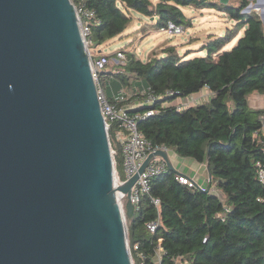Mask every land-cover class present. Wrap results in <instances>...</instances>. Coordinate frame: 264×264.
Returning a JSON list of instances; mask_svg holds the SVG:
<instances>
[{
    "label": "water",
    "instance_id": "obj_1",
    "mask_svg": "<svg viewBox=\"0 0 264 264\" xmlns=\"http://www.w3.org/2000/svg\"><path fill=\"white\" fill-rule=\"evenodd\" d=\"M153 156L117 184L72 0H0V264H133L117 193Z\"/></svg>",
    "mask_w": 264,
    "mask_h": 264
},
{
    "label": "trees",
    "instance_id": "obj_2",
    "mask_svg": "<svg viewBox=\"0 0 264 264\" xmlns=\"http://www.w3.org/2000/svg\"><path fill=\"white\" fill-rule=\"evenodd\" d=\"M85 4L96 15L90 37L96 47L128 28L131 10L157 18L154 26L158 30L168 22L186 25L185 6L215 9L237 21L225 36L210 38L202 49L207 51L205 56L186 59L176 46H167L164 56L154 54L148 60L126 53L125 63L108 65L101 74L113 76L127 90L141 83L157 95L178 92L161 103L196 95L205 87L214 93L206 102L182 112L174 105L161 108L160 113L141 121L139 130L183 158L209 164L210 184L216 185L224 199L210 190L179 183L178 172L169 169L153 178L150 195L128 219L132 249L140 243V251L152 255L161 240L169 264L172 257L187 259L189 264H264V186L257 176V163H264L260 121L264 109L249 104L252 94L264 96V23L257 12L245 13L251 0L228 4L221 0H86ZM243 29L237 44L224 50ZM110 135L118 150L119 171L124 156L111 131ZM150 196L161 199L160 214ZM158 217L161 225L151 234L146 222ZM132 254L136 260V251Z\"/></svg>",
    "mask_w": 264,
    "mask_h": 264
},
{
    "label": "built area",
    "instance_id": "obj_3",
    "mask_svg": "<svg viewBox=\"0 0 264 264\" xmlns=\"http://www.w3.org/2000/svg\"><path fill=\"white\" fill-rule=\"evenodd\" d=\"M85 1L86 0H78L77 3L72 2L75 6L80 33L88 50L102 114L109 132L111 152L116 167L117 184L123 185L134 177L147 158L154 154L131 190L130 200L133 205V211L136 213L141 209L142 200L151 193L153 178L162 175L170 169L166 160L159 155V152H166L168 154L170 148L165 144H155L148 140L140 132L139 123L160 113L161 108L169 106L166 102L161 103V101L168 97L178 95V92L167 90L164 94L157 95L151 87L142 85L134 86L131 90L122 87L119 89L118 93L110 98L101 82L100 74L105 71L110 64L125 63L126 51L118 50L114 53H103L99 51V47L94 45L90 37L96 25V15L93 10L86 7ZM159 30L169 35H180L185 32V27L183 25H176L172 22H168L166 26L161 27ZM213 95L214 93L210 88L205 87L196 95L187 97L178 96L173 105L178 112H182L206 102L211 99ZM159 104L161 106H159ZM260 121L261 133H264V114L260 117ZM110 131L113 133L115 143L121 147L123 152V169L125 175L123 178L120 176L117 169L116 155L118 150L112 144ZM257 176L264 186L263 162L257 163ZM176 180L184 185L197 186L203 191L209 190L208 188L198 186L194 180L181 173H177ZM117 197L125 215L127 195L118 192ZM150 198L158 214H160L161 199L153 196H150ZM218 217L222 218V214H219ZM160 225V217L146 222V228L151 234H155ZM206 241L207 238L204 239V242ZM130 249L131 254L133 250L136 251V260L132 254L133 264H169L165 262L167 252L161 240L156 243L152 255L140 251V243L135 244L133 249L130 245ZM171 261L172 264H183L185 259L172 257ZM187 264L189 263L187 262Z\"/></svg>",
    "mask_w": 264,
    "mask_h": 264
},
{
    "label": "rangeland",
    "instance_id": "obj_4",
    "mask_svg": "<svg viewBox=\"0 0 264 264\" xmlns=\"http://www.w3.org/2000/svg\"><path fill=\"white\" fill-rule=\"evenodd\" d=\"M251 3V11L257 12L264 23V12H262L264 10V0H251ZM182 9L188 20V23L184 25L185 32L183 34L169 35L166 32L158 30L153 25L154 23L151 21L150 17L131 10L132 21L128 28L122 34L99 47V51L103 53H114L118 50H124L126 53H135L139 58L145 60L151 49H155L160 41H167L172 46L181 47L180 55L186 56V59H193L195 57L207 55V51L201 50V48L203 49L202 46L206 45L211 37L225 36L228 30L234 29L237 24V21L229 18L226 13L215 9L198 10L191 6H185ZM243 31L244 29L238 33L234 40L225 46L224 50H231L243 35ZM189 39L192 40L191 45L187 43ZM194 49L196 50L192 51ZM111 65L113 64H110V66ZM100 77L107 94L108 92L118 93L119 87L116 82H111L112 79L110 80V78L104 74H101ZM166 104L172 106L175 104V100H169ZM168 156L171 163L173 160V166L178 173L190 176V172L192 171L191 164L195 160L191 158H183L173 149H170ZM119 173L122 178L125 177L123 168H120ZM209 180L208 177L206 179L204 177L203 184L208 186ZM213 185L214 187L216 186L215 184ZM221 199H224V196H222ZM128 219L127 214H125L124 221L127 232L129 228ZM187 262L188 260L186 259L183 264H187Z\"/></svg>",
    "mask_w": 264,
    "mask_h": 264
},
{
    "label": "crops",
    "instance_id": "obj_5",
    "mask_svg": "<svg viewBox=\"0 0 264 264\" xmlns=\"http://www.w3.org/2000/svg\"><path fill=\"white\" fill-rule=\"evenodd\" d=\"M154 2H156V1H154ZM262 12H264V10ZM151 21H153V23H154L153 25H155V23L157 22V18H151ZM216 37H218V36H216ZM187 43L191 45L192 44V40L189 39V41H187ZM167 46H172V45L169 44L167 41H160L156 45L155 49H151V51L146 56V59L145 60H148L154 54L159 55V56H164V54H163L162 51ZM177 49H178V51L180 53L181 52V47H177ZM195 50L196 49H194L192 51H195ZM201 50H202V48H201ZM111 79H112L111 82H116V84L118 85L119 89L123 87L113 76H110V80ZM139 86H142L141 83H139ZM115 94H116L115 92H111V93L108 92V95H109L110 98H112ZM249 104L254 109H264V96L261 95V94H259V93L252 94L251 97H250V100H249ZM261 136L264 137V133H261ZM172 165H173V160H172ZM191 166H192L191 167V170L192 171L190 172V176L191 177L190 176H188V177H190L192 180H194L195 183L198 186L208 188L210 190V192H212L213 194H216L217 196H219L221 198H222V196H224L223 193L216 186L214 187V185H211L210 184V180H209V185L208 186H205L203 184L204 183V177H205V179L207 177L209 179V175H208V170H207L206 164H201V163H199L197 161H194L191 164Z\"/></svg>",
    "mask_w": 264,
    "mask_h": 264
}]
</instances>
